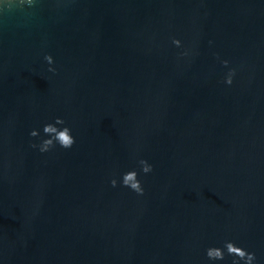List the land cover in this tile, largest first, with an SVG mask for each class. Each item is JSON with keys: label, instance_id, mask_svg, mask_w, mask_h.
I'll return each instance as SVG.
<instances>
[{"label": "water", "instance_id": "water-1", "mask_svg": "<svg viewBox=\"0 0 264 264\" xmlns=\"http://www.w3.org/2000/svg\"><path fill=\"white\" fill-rule=\"evenodd\" d=\"M57 117L76 143L41 152ZM226 240L264 264V0L0 14V264H232Z\"/></svg>", "mask_w": 264, "mask_h": 264}, {"label": "clouds", "instance_id": "clouds-1", "mask_svg": "<svg viewBox=\"0 0 264 264\" xmlns=\"http://www.w3.org/2000/svg\"><path fill=\"white\" fill-rule=\"evenodd\" d=\"M40 0H0V14H6L12 12L15 9L24 10L25 8H34ZM172 43L178 47H183V42L180 39L173 38ZM189 53L187 51L181 53L183 56H187ZM45 60L49 65H53L55 60L52 55H46ZM225 67L228 66L229 61L224 60L222 62ZM49 71L55 72L54 67H50ZM236 75V69H230L227 76L225 77L224 83L227 85H232L234 82V77ZM63 126V127H59ZM44 134L48 137L44 139L39 145L41 152L52 151L57 144L64 148L70 149L76 143V139L72 134V129L66 125L63 118L57 117L54 123H48L43 128ZM30 135L32 137H37L40 135L39 130H32ZM32 147H37L33 144ZM141 170L143 173L147 174L153 171V166L148 163L147 160H140ZM117 179L111 180V185L116 187L118 185ZM123 186L130 188L139 195L144 194V187L141 180L139 179V173L136 170H130L123 174L122 177ZM206 256L210 261H225L228 256L233 257L232 264H254L256 261V253L249 252L246 248L238 246L235 241L226 240L224 241L223 247H209L206 250Z\"/></svg>", "mask_w": 264, "mask_h": 264}]
</instances>
